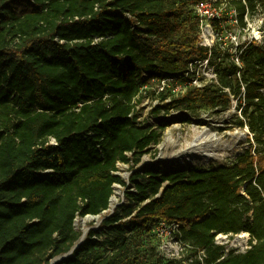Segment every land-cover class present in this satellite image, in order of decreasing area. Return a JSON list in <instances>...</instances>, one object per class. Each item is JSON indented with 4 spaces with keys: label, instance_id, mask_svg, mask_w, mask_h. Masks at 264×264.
<instances>
[{
    "label": "trees",
    "instance_id": "16d2710c",
    "mask_svg": "<svg viewBox=\"0 0 264 264\" xmlns=\"http://www.w3.org/2000/svg\"><path fill=\"white\" fill-rule=\"evenodd\" d=\"M206 1L0 0V264H163L160 223L178 226L189 253L164 264H264V44L202 46L195 7ZM227 4L240 28L264 10V0ZM206 60L211 84L162 90L150 114L188 123L235 100L249 147L232 166L134 171L163 132L138 126L142 89L187 84ZM119 164L133 171L130 187ZM115 185L126 202L68 255L81 238L75 218L107 211ZM241 233L243 253L215 242Z\"/></svg>",
    "mask_w": 264,
    "mask_h": 264
},
{
    "label": "rangeland",
    "instance_id": "374dc122",
    "mask_svg": "<svg viewBox=\"0 0 264 264\" xmlns=\"http://www.w3.org/2000/svg\"><path fill=\"white\" fill-rule=\"evenodd\" d=\"M216 0L206 1L204 4L201 21L198 28L199 41L202 46L212 48L215 44H220L221 49H230L235 53L236 48L247 42L256 41L258 44H264V10L257 7V11L253 14L247 13L244 18L245 27L240 28L236 21V16L233 10H227V0H221L220 9H216L214 3ZM208 11V12H207ZM199 15V14H198ZM215 19L218 23L216 29L213 27L212 21ZM214 71L207 60L203 62H194L190 65V81L187 84L181 83L179 80L172 82V80L163 81L160 84H155L153 87L142 89L148 92L149 97L145 98L138 107V126L141 128H159L162 124L163 132L161 141L157 146L151 147L147 153L141 158L140 164L134 171L144 172L146 170L153 172H169L178 168L187 167H222L232 166L236 158L249 147L251 136L244 128H238L235 124V117H239L240 113L237 110V103L235 100L231 101L229 110L220 112L218 110L208 111L202 110L197 116L188 115L190 122H183V114L180 112L172 111L169 114H161L158 118L151 116L150 112L157 101L153 98L164 90V93L177 95L182 93L186 86L198 87L202 85H209L214 80ZM236 130L243 133V141H225L222 137L230 136ZM206 135H215L222 140L217 144L215 157L210 163L194 162L182 165L180 163L172 164L171 166L154 165L150 166L147 162L155 161L160 154H171L174 150L167 149L161 150L163 142L167 138H174L179 140L180 144L190 142L195 137ZM133 171H130L127 165L119 164L116 174L120 176L130 187L129 177ZM115 188L119 189V194L115 195ZM126 188L115 185L113 187V194L109 202V210L97 217L86 216L84 218L77 217L74 220V229L76 232L82 234L86 230V235L90 230L100 229L101 221L104 216L112 210L126 202L124 192ZM85 235V237H86ZM248 234L246 236H230V235H217L215 242L225 247V251H234L236 253H243L248 249ZM157 251L162 257L163 264L168 260H184L188 254L175 239L173 234H167L163 240L157 243ZM56 260V259H55ZM187 264V263H184Z\"/></svg>",
    "mask_w": 264,
    "mask_h": 264
},
{
    "label": "bare ground",
    "instance_id": "6f19581e",
    "mask_svg": "<svg viewBox=\"0 0 264 264\" xmlns=\"http://www.w3.org/2000/svg\"><path fill=\"white\" fill-rule=\"evenodd\" d=\"M225 141L233 142L241 140L243 141L244 135L241 131L236 130L230 136L222 137ZM221 138L215 135H206V137L198 136L195 137L190 142L180 144L179 140L174 138H167L160 146L161 150L173 149L171 154H160L159 157L153 162H147V165H165L171 166L175 163H180L182 165L194 162L210 163L214 159L216 147ZM119 194V189L115 188V195ZM86 235V230L82 231L81 238L83 239ZM246 233H241L238 236H246Z\"/></svg>",
    "mask_w": 264,
    "mask_h": 264
},
{
    "label": "built area",
    "instance_id": "2783aa9c",
    "mask_svg": "<svg viewBox=\"0 0 264 264\" xmlns=\"http://www.w3.org/2000/svg\"><path fill=\"white\" fill-rule=\"evenodd\" d=\"M204 5H197L195 7L196 12L201 16V13H205V11H203ZM208 12V11H207ZM109 210V209H108ZM107 210V211H108ZM105 211V212H107ZM113 213V210L108 213L106 216H109ZM178 226L177 225H168L166 223H160L157 228L155 229V235L157 237V239L159 241L163 240V238L167 235V234H173L175 239H176V232H177ZM177 240V239H176Z\"/></svg>",
    "mask_w": 264,
    "mask_h": 264
},
{
    "label": "water",
    "instance_id": "95a60500",
    "mask_svg": "<svg viewBox=\"0 0 264 264\" xmlns=\"http://www.w3.org/2000/svg\"><path fill=\"white\" fill-rule=\"evenodd\" d=\"M247 131H248V129L247 128H245ZM84 239H85V237L82 239V238H80V240L78 241V243L73 247V249L69 252V254L68 255H70L75 249H77L78 247H79V245L80 244H82L83 243V241H84ZM67 255V256H68ZM63 257H61V258H58V260L57 261H60L61 259H62Z\"/></svg>",
    "mask_w": 264,
    "mask_h": 264
}]
</instances>
